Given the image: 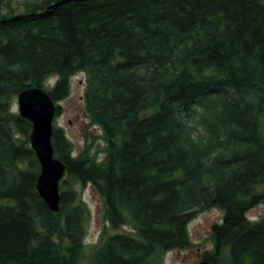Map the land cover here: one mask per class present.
Returning a JSON list of instances; mask_svg holds the SVG:
<instances>
[{
    "label": "trees",
    "instance_id": "16d2710c",
    "mask_svg": "<svg viewBox=\"0 0 264 264\" xmlns=\"http://www.w3.org/2000/svg\"><path fill=\"white\" fill-rule=\"evenodd\" d=\"M12 1L0 0V264H163L213 208L223 215L202 260L264 264V216L246 217L264 205V0H91L48 16L62 0H25L16 14ZM78 73L104 159L73 156L53 129L65 174L52 212L36 190L32 124L10 107L28 88L57 103ZM76 184L99 194L110 230L134 234L103 232L87 248Z\"/></svg>",
    "mask_w": 264,
    "mask_h": 264
},
{
    "label": "rangeland",
    "instance_id": "374dc122",
    "mask_svg": "<svg viewBox=\"0 0 264 264\" xmlns=\"http://www.w3.org/2000/svg\"><path fill=\"white\" fill-rule=\"evenodd\" d=\"M24 1H12L15 14L23 10ZM55 80L56 78H49L45 86L51 87ZM85 81L86 76L83 73L75 74L70 78L68 96L55 103L56 106L60 107V113L55 115L53 119V128L63 131L65 138L71 144L73 156L87 152L92 159L100 163L104 159L103 151L106 143L102 130L98 126L93 125L85 111L83 100ZM10 113L18 115L16 97L12 99ZM74 189L89 212V221L86 227L87 233L84 239V244L87 248L96 246L103 232L109 234L114 232L134 234L130 225H124L116 231L109 229L104 218L102 199L91 185L87 184L82 187L80 184H76ZM254 193L264 194V185L257 187ZM222 215L223 212L216 208L198 213L187 225V232L191 242L189 248L167 252L163 256V264H196L202 261V254L214 250L211 239V227L213 224L221 222ZM263 216L264 205L262 203L253 206L246 213V217L253 222Z\"/></svg>",
    "mask_w": 264,
    "mask_h": 264
},
{
    "label": "water",
    "instance_id": "95a60500",
    "mask_svg": "<svg viewBox=\"0 0 264 264\" xmlns=\"http://www.w3.org/2000/svg\"><path fill=\"white\" fill-rule=\"evenodd\" d=\"M91 0H62L49 5L41 15L48 16L61 5L72 2ZM17 106L21 118L32 124L30 147L33 150L40 166L36 190L52 212L59 208V181L65 173V165L54 157L51 144L52 121L55 115V103L49 94L41 88H28L17 96ZM197 264H212L201 261Z\"/></svg>",
    "mask_w": 264,
    "mask_h": 264
}]
</instances>
